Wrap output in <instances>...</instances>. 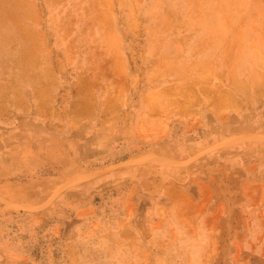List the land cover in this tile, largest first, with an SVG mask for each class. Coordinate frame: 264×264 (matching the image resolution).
I'll list each match as a JSON object with an SVG mask.
<instances>
[{
	"label": "rangeland",
	"instance_id": "obj_1",
	"mask_svg": "<svg viewBox=\"0 0 264 264\" xmlns=\"http://www.w3.org/2000/svg\"><path fill=\"white\" fill-rule=\"evenodd\" d=\"M0 264H264V0H0Z\"/></svg>",
	"mask_w": 264,
	"mask_h": 264
},
{
	"label": "bare ground",
	"instance_id": "obj_2",
	"mask_svg": "<svg viewBox=\"0 0 264 264\" xmlns=\"http://www.w3.org/2000/svg\"><path fill=\"white\" fill-rule=\"evenodd\" d=\"M214 94H215V93H214ZM190 96H191V95H190ZM221 98H222V97H221ZM222 99H223V98H222ZM178 100H179V98H178ZM186 100H187V99H186ZM189 102H190V101H189ZM189 102H188V103H189ZM214 103H215V102H214ZM186 106H187V105H186ZM219 108H220V107H219ZM171 109H172V108H171ZM181 109H182V108H181Z\"/></svg>",
	"mask_w": 264,
	"mask_h": 264
}]
</instances>
